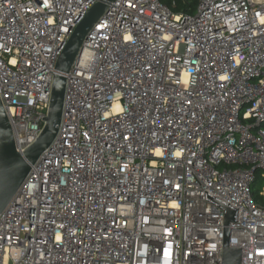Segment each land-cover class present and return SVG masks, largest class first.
I'll return each mask as SVG.
<instances>
[{
  "label": "built area",
  "instance_id": "1",
  "mask_svg": "<svg viewBox=\"0 0 264 264\" xmlns=\"http://www.w3.org/2000/svg\"><path fill=\"white\" fill-rule=\"evenodd\" d=\"M100 0H0V98L23 153ZM114 0L68 73L58 133L0 214V264H264V0ZM194 165V166H193ZM193 168V171H192ZM264 197V188L260 192Z\"/></svg>",
  "mask_w": 264,
  "mask_h": 264
},
{
  "label": "water",
  "instance_id": "2",
  "mask_svg": "<svg viewBox=\"0 0 264 264\" xmlns=\"http://www.w3.org/2000/svg\"><path fill=\"white\" fill-rule=\"evenodd\" d=\"M113 1L100 0L97 2L73 31L56 64L57 72L54 75L46 124L38 139L23 153L16 149L13 129L0 98V214L20 188L31 165L39 159L55 139L63 111L67 81L65 73L70 71L89 31ZM205 198L225 209L222 264H242V247L231 246L230 237V224L232 221H237L238 209L208 191H206Z\"/></svg>",
  "mask_w": 264,
  "mask_h": 264
},
{
  "label": "trees",
  "instance_id": "3",
  "mask_svg": "<svg viewBox=\"0 0 264 264\" xmlns=\"http://www.w3.org/2000/svg\"><path fill=\"white\" fill-rule=\"evenodd\" d=\"M163 1L171 6L172 0H163ZM176 3H177L176 7L173 8L174 12L185 11L191 13L192 10H194V8L197 6L198 0H176ZM263 188H264V177L261 176V178H259L257 173L256 181L253 184V192L258 202L260 203H264V197H262L259 193L262 191Z\"/></svg>",
  "mask_w": 264,
  "mask_h": 264
},
{
  "label": "rangeland",
  "instance_id": "4",
  "mask_svg": "<svg viewBox=\"0 0 264 264\" xmlns=\"http://www.w3.org/2000/svg\"><path fill=\"white\" fill-rule=\"evenodd\" d=\"M196 8H197V6L194 8V10H192V12L191 13H195L196 12ZM258 176H259V178H261V176L262 177H264V171H262V172H258ZM260 193V192H259ZM258 195V194H257ZM261 195V194H260ZM262 196V195H261ZM260 198V197H259ZM255 199L257 200V198L255 197ZM258 201V200H257Z\"/></svg>",
  "mask_w": 264,
  "mask_h": 264
}]
</instances>
